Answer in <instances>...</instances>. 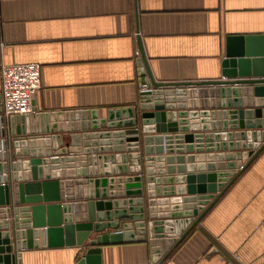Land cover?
I'll list each match as a JSON object with an SVG mask.
<instances>
[{
	"label": "water",
	"instance_id": "obj_1",
	"mask_svg": "<svg viewBox=\"0 0 264 264\" xmlns=\"http://www.w3.org/2000/svg\"><path fill=\"white\" fill-rule=\"evenodd\" d=\"M138 46L140 89L147 88L134 106L110 108L103 118L99 109L6 118L0 104V264H23L24 251L63 248L85 251L77 264H103V246L147 241L160 264L263 152L264 35L228 37L222 79L203 82L156 81L140 38ZM98 139H111L101 144L115 153L90 158ZM171 140L195 143L217 153L218 167L241 170L188 176L187 188H170L150 145ZM81 162L83 171H74ZM110 162L118 172L109 171ZM103 163L105 176L75 180L98 176Z\"/></svg>",
	"mask_w": 264,
	"mask_h": 264
},
{
	"label": "crops",
	"instance_id": "obj_2",
	"mask_svg": "<svg viewBox=\"0 0 264 264\" xmlns=\"http://www.w3.org/2000/svg\"><path fill=\"white\" fill-rule=\"evenodd\" d=\"M250 35H264V0H0V94L3 65L39 64L38 112L99 109L103 118L110 108L138 102V38L156 81L203 82L222 79L227 38ZM213 122L218 124L217 117ZM69 138L70 133H63L65 143ZM106 140L111 139H98L90 147V158L115 153L114 145L101 144ZM150 146L151 155L162 159L154 167L163 172L160 177L173 180L170 188H187L188 176L241 170L218 167L217 153L185 140ZM108 164L110 172L119 171L118 163ZM82 166L73 170L83 171ZM97 166L102 168L98 176L81 173L75 180L97 178L101 172L105 176V163ZM168 200L170 208L175 205ZM181 205L185 212L186 204ZM209 208L160 264H264V150ZM162 212L158 216L172 213ZM84 252L24 251L23 264H77ZM102 261L159 264L152 260L148 241L103 246Z\"/></svg>",
	"mask_w": 264,
	"mask_h": 264
},
{
	"label": "built area",
	"instance_id": "obj_3",
	"mask_svg": "<svg viewBox=\"0 0 264 264\" xmlns=\"http://www.w3.org/2000/svg\"><path fill=\"white\" fill-rule=\"evenodd\" d=\"M1 106L6 118L38 112L36 99L41 90L39 64H14L1 67ZM144 85L140 92L144 91ZM15 264H20L16 261Z\"/></svg>",
	"mask_w": 264,
	"mask_h": 264
}]
</instances>
